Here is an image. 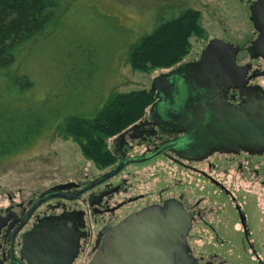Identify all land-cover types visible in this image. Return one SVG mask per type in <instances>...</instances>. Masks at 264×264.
I'll use <instances>...</instances> for the list:
<instances>
[{
	"label": "flooded vegetation",
	"instance_id": "obj_1",
	"mask_svg": "<svg viewBox=\"0 0 264 264\" xmlns=\"http://www.w3.org/2000/svg\"><path fill=\"white\" fill-rule=\"evenodd\" d=\"M256 34L253 28L244 45L221 39L238 47L234 75L223 85L211 81L215 71L205 74L182 65L197 62L204 47L160 72L176 71L182 79L183 104L161 93L159 101L149 87L153 101L138 121L106 141L113 158L97 163L98 174L60 183L22 202L9 196L10 204L0 209V264H29L23 240L42 219L70 227L78 242L71 264H87L107 226L151 207L165 208L171 216L173 206L189 220L185 245L197 264H264V148L228 141L227 147L202 150L208 144L207 119L228 111L249 119L264 115V57L247 50ZM185 135L195 138L192 155L178 152L177 141ZM134 157L140 161L101 180Z\"/></svg>",
	"mask_w": 264,
	"mask_h": 264
},
{
	"label": "trees",
	"instance_id": "obj_2",
	"mask_svg": "<svg viewBox=\"0 0 264 264\" xmlns=\"http://www.w3.org/2000/svg\"><path fill=\"white\" fill-rule=\"evenodd\" d=\"M62 0H0V159L17 155L41 135L73 137L88 159L108 164L106 141L138 121L153 101L149 89L114 92L91 102L80 92L85 64L56 42ZM200 14L187 9L161 22L129 54L133 70L167 69L202 36Z\"/></svg>",
	"mask_w": 264,
	"mask_h": 264
},
{
	"label": "rangeland",
	"instance_id": "obj_3",
	"mask_svg": "<svg viewBox=\"0 0 264 264\" xmlns=\"http://www.w3.org/2000/svg\"><path fill=\"white\" fill-rule=\"evenodd\" d=\"M249 1L62 0L56 42L89 68L79 84L83 96L93 102L114 92L149 89L151 79L167 69L133 70L129 54L161 22L187 9L199 12L203 35L190 37V52L183 60L197 56L213 38L244 45L253 34ZM99 172V165L83 155L73 137L47 132L17 155L0 159V209L10 204L9 196L14 202L26 201L52 186Z\"/></svg>",
	"mask_w": 264,
	"mask_h": 264
},
{
	"label": "water",
	"instance_id": "obj_4",
	"mask_svg": "<svg viewBox=\"0 0 264 264\" xmlns=\"http://www.w3.org/2000/svg\"><path fill=\"white\" fill-rule=\"evenodd\" d=\"M249 11V19L257 34L247 50L253 56L264 57V0H252ZM237 49L231 43L213 38L204 46L197 62L182 65L194 67L196 71L205 74L215 71L211 81L220 86L234 75V55ZM175 82H178L179 87H175ZM160 87L166 91V95ZM150 89L155 91L159 101L160 93L165 96V100L178 104H183L186 97L183 81L176 71L155 76ZM209 111L210 109L207 115ZM262 116L261 120L249 119L241 111H228L207 119L205 114L209 137L208 144L205 143L202 150L227 147L230 145L227 144L228 141L247 148H264V115ZM135 126L130 130H134ZM194 141V137L186 135L178 139V152L192 155L197 151ZM155 155L156 153L151 156ZM139 161L134 157L120 163L101 177V180L116 174L126 164ZM41 197L43 196L40 199ZM151 209L137 211L121 219L116 225L102 230L100 246L87 264H197L186 250L185 235L189 220L187 221L183 209L173 206L170 209L173 211L171 216L165 215V208L160 211L153 207ZM74 234L67 225H57L42 219L24 237V256L29 264H71L78 245L77 237L72 236Z\"/></svg>",
	"mask_w": 264,
	"mask_h": 264
}]
</instances>
